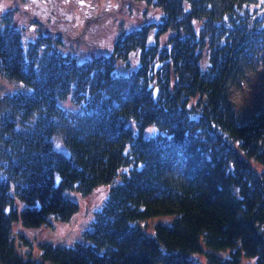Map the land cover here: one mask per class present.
Wrapping results in <instances>:
<instances>
[{
    "label": "trees",
    "instance_id": "trees-1",
    "mask_svg": "<svg viewBox=\"0 0 264 264\" xmlns=\"http://www.w3.org/2000/svg\"><path fill=\"white\" fill-rule=\"evenodd\" d=\"M138 1L160 19L84 60L49 36L25 46L6 12L0 73L32 90L0 99V264H264V95L239 107L230 91L264 84V0ZM108 184L81 240L40 241L42 259L19 249L16 222L68 221L79 204L65 191ZM152 217L170 220L150 235Z\"/></svg>",
    "mask_w": 264,
    "mask_h": 264
},
{
    "label": "rangeland",
    "instance_id": "rangeland-1",
    "mask_svg": "<svg viewBox=\"0 0 264 264\" xmlns=\"http://www.w3.org/2000/svg\"><path fill=\"white\" fill-rule=\"evenodd\" d=\"M13 14V23L23 29V41L35 40L36 35L46 34L51 37L53 47L64 54H73L80 60L97 55H110L114 43L123 32H131L146 23L158 21L160 10L147 6L138 0H0V27L6 12ZM16 25V24H15ZM132 67L138 62L137 55L130 56ZM118 70L122 74L131 72L125 62L119 61ZM32 88L21 80L8 79L0 73V99L6 94L16 92L29 93ZM231 98L239 107H253L264 95V84L254 75H250L241 84L230 86ZM62 106L73 108L71 100L60 101ZM151 128L158 131L156 125ZM55 149L69 153L59 134L53 136ZM102 187V186H101ZM106 188H98L89 196L75 189L65 191L78 204V210L70 220L56 221L52 226H41L27 229L24 232L21 222L15 223V229L22 231L27 238H18V247L22 251H30L35 257L42 259L40 241L72 246L83 238V233L91 226L95 213L101 208L109 195L111 184ZM11 193L15 196L12 188ZM16 207L25 206L23 200L17 198ZM168 218L152 217L150 226L145 231L155 234L154 224L157 221H169ZM45 264H54L45 261Z\"/></svg>",
    "mask_w": 264,
    "mask_h": 264
},
{
    "label": "water",
    "instance_id": "water-1",
    "mask_svg": "<svg viewBox=\"0 0 264 264\" xmlns=\"http://www.w3.org/2000/svg\"><path fill=\"white\" fill-rule=\"evenodd\" d=\"M162 62H158V63H156V65H155V70L157 71V70H159L161 67H162ZM157 92H158V88L156 87L155 89H154V96L156 97L157 96Z\"/></svg>",
    "mask_w": 264,
    "mask_h": 264
},
{
    "label": "flooded vegetation",
    "instance_id": "flooded-vegetation-1",
    "mask_svg": "<svg viewBox=\"0 0 264 264\" xmlns=\"http://www.w3.org/2000/svg\"><path fill=\"white\" fill-rule=\"evenodd\" d=\"M23 1H24V0H23ZM15 24H16V26H18L17 23H15ZM45 36H48V35L45 34Z\"/></svg>",
    "mask_w": 264,
    "mask_h": 264
}]
</instances>
